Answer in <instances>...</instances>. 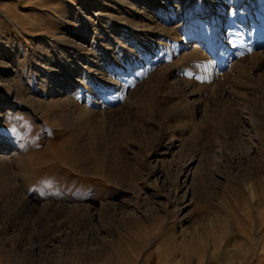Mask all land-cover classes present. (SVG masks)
<instances>
[{"label": "rangeland", "instance_id": "rangeland-1", "mask_svg": "<svg viewBox=\"0 0 264 264\" xmlns=\"http://www.w3.org/2000/svg\"><path fill=\"white\" fill-rule=\"evenodd\" d=\"M208 1L181 0L166 33L129 0H0V264H235L264 245V0H227L214 40Z\"/></svg>", "mask_w": 264, "mask_h": 264}, {"label": "bare ground", "instance_id": "bare-ground-1", "mask_svg": "<svg viewBox=\"0 0 264 264\" xmlns=\"http://www.w3.org/2000/svg\"><path fill=\"white\" fill-rule=\"evenodd\" d=\"M177 1V4H176V2H172L173 4H169V2H168V0H129V4H131V6H132V10L134 11V16H135V19H138V20H140V18L144 15V13H146L145 11H152V10H159V11H161V12H163L164 13V15H165V17H166V20H165V32L167 31V32H172V31H174V29H175V27H166V26H169V24L171 23L172 24V22H173V24L175 23L174 21L175 20H177L178 18L180 19L181 17H178L179 15V13L182 11V8H181V4H182V2H181V0H176ZM202 4L204 3V6H207L208 8H210V9H212L211 7H210V2L208 1V0H199ZM250 2H253L254 0H249ZM128 3H127V5H128ZM234 7L236 8V14H245V12H248L249 14L251 13L250 12V10H249V7H250V3H248V2H246V0H234ZM119 4V3H118ZM136 4H137V6H136ZM195 4H196V2H195V0H193V2L191 3V8H194V6H195ZM138 5H139V7H138ZM227 5H228V2H227V0H218V2H217V6H215V8H213V9H215V18H214V20H212V19H208L207 20V22L208 23H205V22H201V24L205 27V28H207L209 31H210V36H211V38L214 40V38L216 37H218V33L219 32H216L215 31V29H216V24H217V22H216V18H220L221 17V15H223V14H225L226 13V7H227ZM263 5H264V2H263ZM118 6V5H117ZM254 10H252V12H253ZM232 12V11H231ZM247 14V13H246ZM254 14V13H253ZM255 14H256V12H255ZM258 14V13H257ZM248 15V14H247ZM184 16V15H183ZM255 16V15H254ZM145 17V16H144ZM147 17V16H146ZM258 18V17H257ZM149 19H150V17H149ZM259 19V18H258ZM252 20V19H251ZM147 21V20H146ZM183 21V20H182ZM200 23V22H199ZM134 25V24H133ZM140 25V24H139ZM181 25V24H180ZM213 25V26H212ZM215 25V26H214ZM177 26V25H176ZM133 28V32L134 33H136L137 35H138V37H142V29L141 30H139V28L138 27H132ZM145 29V28H144ZM166 32V33H167ZM168 33V34H169ZM144 34V33H143ZM209 36V37H210ZM201 37V36H200ZM200 37H198V38H196L197 40L191 45V46H189L188 47V49L190 48V49H194V50H192V52L193 53H195L196 55H200L201 53H202V49L200 48V44H201V41L202 40H200ZM207 36H205V38H206ZM208 37V38H209ZM202 38V37H201ZM205 38H202L203 40L205 39ZM140 39V38H139ZM221 39V38H220ZM212 41V40H211ZM221 41V40H220ZM205 42V41H204ZM207 42H208V40H207ZM206 42V43H207ZM161 46H163L162 44H160ZM158 48V47H157ZM159 48H160V46H159ZM159 50V49H158ZM160 50H162V49H160ZM201 56V55H200ZM159 57H157V59H155V60H153V62H152V64H158V62H159ZM160 61H162V60H160ZM149 64V63H148ZM120 66V65H119ZM152 68V67H151ZM257 69V68H256ZM117 70V69H116ZM149 70V69H148ZM114 74H116V73H114ZM117 75V74H116ZM121 75V74H120ZM110 78V77H109ZM9 79V78H8ZM12 79V78H11ZM10 79V80H11ZM111 79H113L112 78V74H111ZM110 79V80H111ZM116 79V78H115ZM109 80V79H108ZM7 81V80H6ZM119 82H121V81H119ZM108 83V82H107ZM169 83V82H168ZM10 85V84H9ZM106 85V84H105ZM170 85V84H169ZM112 86H114V85H112ZM115 86H116V84H115ZM115 86H114V88H115ZM188 86V85H187ZM21 87V86H20ZM117 87V86H116ZM119 87V86H118ZM171 88H172V86H170ZM104 88V87H103ZM106 88H108L107 86H106ZM79 89V88H78ZM70 90V89H69ZM75 91V90H74ZM69 92V91H68ZM76 92H77V89H76ZM76 92H74V93H76ZM120 93H119V96H122V97H126V92H127V88H126V85H122L121 86V89H120V91H119ZM78 93V92H77ZM76 93V94H77ZM81 93V92H80ZM232 93V92H231ZM18 93H16V95H17ZM72 95L74 96V94L72 93ZM71 95V96H72ZM79 95V94H78ZM94 95V94H93ZM67 96V95H66ZM194 97V96H193ZM76 98V97H75ZM14 99H16V98H14ZM70 99H72V98H70ZM73 100H74V97H73ZM95 100V99H94ZM97 100V99H96ZM94 102H96V101H94ZM183 103V102H182ZM187 103V102H186ZM100 105L102 106V104L100 103ZM89 106V105H88ZM84 107V106H83ZM93 107V106H92ZM79 109V108H78ZM80 109H84L83 111H82V114H87V111H89V108L87 107L86 109H85V107L84 108H81L80 107ZM94 109H96V108H94ZM77 110V109H76ZM97 110V109H96ZM78 111V110H77ZM94 112V111H93ZM97 112V111H96ZM79 113V112H78ZM95 113V112H94ZM81 114V113H80ZM86 123V122H85ZM255 128V127H254ZM165 135V134H164ZM165 137V136H164ZM167 147V146H166ZM1 148V147H0ZM169 149V148H168ZM167 149V150H168ZM4 149L2 148V149H0V152L2 153V155L0 156V159H4V155H5V151H3ZM167 150H166V152H167ZM4 153V154H3ZM167 153H164V154H161V156L160 157H164L165 155H166ZM70 155V154H69ZM4 156V157H3ZM145 158H147V160H146V163H148V165H151L152 166V163H155V165L154 166H152L153 167V170L155 171V169L156 170H158L157 168H158V165H159V163L161 162V160H159V159H157V160H155L154 162H152L151 163V158H152V153L151 154H149V156H147V157H145ZM148 161H150V162H148ZM81 164H82V162H81ZM154 173V172H153ZM82 184V183H81ZM82 185H84V184H82ZM80 187V186H79ZM78 187V188H79ZM81 189H82V186L80 187ZM97 193V192H96ZM256 201V197L255 196H251V202L253 203V206H254V202ZM263 222V221H262ZM261 222V225L258 227V229H261L262 227H263V223ZM257 230V229H256ZM259 231V230H258ZM258 233V232H257ZM210 251V250H209ZM208 250H207V252H208V254H207V256L210 254V252H209ZM227 251V250H226ZM206 252V253H207ZM205 253V254H206ZM226 255V252H225V254L224 255H222V256H225ZM240 256V257H239ZM227 257V256H226ZM226 257H224L223 258V260H226ZM237 257V254H234V255H232V256H229V258L228 259H231V261L233 260V258H236ZM192 259H194V258H191L190 256H188L187 254L184 256L183 254L181 255V257L178 259V257H177V255H176V252L174 251L173 253H172V258H171V261L172 262H174V263H177V264H190V262H192ZM220 259H222V258H220ZM227 259V260H228ZM237 259H238V262H235V264H264V245L263 246H259L257 243L253 246V247H246L245 248V250H244V252H241V253H238V257H237ZM140 262V261H139ZM148 261H146L145 262V264L147 263ZM125 263H127V264H129L130 263V261H127V262H125ZM133 263H135V262H133ZM132 263V264H133ZM194 263H196V262H194ZM234 263V262H233ZM138 264V263H137ZM140 264V263H139Z\"/></svg>", "mask_w": 264, "mask_h": 264}]
</instances>
